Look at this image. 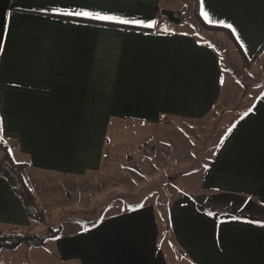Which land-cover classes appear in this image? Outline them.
Instances as JSON below:
<instances>
[{"label": "crops", "instance_id": "0c3cea01", "mask_svg": "<svg viewBox=\"0 0 264 264\" xmlns=\"http://www.w3.org/2000/svg\"><path fill=\"white\" fill-rule=\"evenodd\" d=\"M263 43L264 0H0V136L29 164L26 180L45 213L88 207L61 194L117 175L120 158L189 155L186 137L156 144L155 134L191 124L207 143L195 154L207 155L204 187L230 198L217 207L150 203L82 227L74 217L78 230L62 228L50 248L34 247L45 257L31 249L20 264H264V88L242 105L247 91L231 72L246 71L245 57ZM254 67L263 71L264 53ZM217 108L232 119L222 125ZM36 222L0 176V228Z\"/></svg>", "mask_w": 264, "mask_h": 264}, {"label": "rangeland", "instance_id": "374dc122", "mask_svg": "<svg viewBox=\"0 0 264 264\" xmlns=\"http://www.w3.org/2000/svg\"><path fill=\"white\" fill-rule=\"evenodd\" d=\"M187 23L190 24V27L192 28V21H187ZM195 30L198 35L203 36L202 33H204V30L201 27L195 28ZM231 72L240 79L239 81H236V83L239 84H237V88H244V90L247 91L240 97L239 102L242 105L246 102L247 105L249 103H253L255 101V98H258L257 96L260 92V89L264 88V69L262 72L256 71L254 64H252L248 66L246 71L244 72H241L239 70H231ZM230 110L232 111L233 108H230ZM215 114V117H218L217 114H219L221 115L222 120H226L224 122H221V124L223 125L224 123H227L232 119L231 115L234 113H230L229 110L219 112L217 108ZM120 123L121 127L122 123L123 126L124 124H127V122ZM128 123V125H131V127H137V123ZM192 126H194V124H191L188 127L189 129H184L187 130V133L180 129L170 128L169 130L160 129V131L162 132V136H160L159 134H155V140L157 139L156 144H158V140L160 138H163V135L165 137H168V139H176L175 142L179 140L178 138H181L182 140L184 137H186L188 139V143L186 144L185 138L182 143L185 142V144H183L184 148L185 146L190 145V143L192 144V151L188 153L189 155H163V158H159V160L158 155H154L155 157H153V159H149L148 155H142L140 152L138 155H135L134 157H130L128 159L120 158V165L117 175L108 177L104 176L100 178H95L92 176L87 177V181H85V183L88 191L86 193L71 192L67 195L63 193L61 194L64 201L68 197L73 201L74 198H72V196L78 195L82 200V203L88 205V207L86 206L79 208L74 204V206L69 209L56 208L52 210L51 208L45 207L48 216H46V213L44 212L46 217V220L44 222H36L32 226H28L22 229L0 228V234H6L14 231H19L26 235L41 234L50 227L57 228L59 226H62L63 230L67 233L74 232L75 230L79 229V226L75 225V223L72 222V219L74 217H81V222L79 223L82 227L87 226L88 222L95 221L96 223H98L104 216L108 214L121 211L126 212L127 210H132L150 203H155L157 205H164L166 203H190L198 206V202L200 201L202 202V205H205L208 200H211L212 206L215 207H217L221 203L227 204L230 201L228 195H225L223 193H213L212 191L204 187V168L208 162L206 158L207 155L195 154L198 153V151L204 152L207 148V143H201V141L198 140L197 137L195 138V135L192 134L193 131L197 130V133L200 137L202 136L203 129H195ZM230 126V124L227 125L225 130L224 128L219 129L216 135L224 136ZM204 133V139L212 140L211 129L209 130L208 134L210 135H208V137H206L207 128L205 129ZM216 140L217 138L213 140L214 143L216 142ZM178 144L181 143L179 142L177 143V145ZM177 145L174 144L176 148ZM211 145L212 144L209 143L208 146ZM108 152H110V150ZM192 152L194 153V155H191ZM118 155L127 154L122 149L119 151ZM58 201L59 203L61 202L60 199ZM233 202L234 200L232 201V203ZM239 202L240 200H236L235 204H238ZM235 211L237 212V216H241L245 213H242L243 211ZM231 215L233 214L231 213ZM169 217L167 219L169 220V225L171 227V219ZM94 225L96 226V224ZM168 239H170V237L167 235L166 240ZM49 241L50 243L52 242L51 239ZM51 245L53 244L51 243L49 245V248ZM31 249H34L36 253L39 252V254L44 257L46 256V252H44L42 248H34L32 246L30 247L23 244L18 250L0 249V264H20L22 263L21 261H23V259H31V254H29ZM56 263L61 264L59 260H56Z\"/></svg>", "mask_w": 264, "mask_h": 264}, {"label": "trees", "instance_id": "16d2710c", "mask_svg": "<svg viewBox=\"0 0 264 264\" xmlns=\"http://www.w3.org/2000/svg\"><path fill=\"white\" fill-rule=\"evenodd\" d=\"M263 53L264 43L253 58L245 57L246 63L254 64ZM28 168L29 164L18 163L13 159L9 146L0 136V176L5 178L20 196L29 218L37 222H44L46 220L45 213L40 208L37 196L26 180ZM257 221L264 223V220L261 219ZM61 230L62 227L59 226L57 228L50 227L41 234L26 235L19 231L0 234V249L14 250L23 244L32 247H44L50 239L57 238Z\"/></svg>", "mask_w": 264, "mask_h": 264}, {"label": "snow or ice", "instance_id": "6c2138e0", "mask_svg": "<svg viewBox=\"0 0 264 264\" xmlns=\"http://www.w3.org/2000/svg\"><path fill=\"white\" fill-rule=\"evenodd\" d=\"M202 12H203V9H202ZM75 15H78V16H92V13H89V12H76L74 13ZM205 15H207V13H204ZM95 19H99V20H114L116 18L114 17H110V16H102V15H99L97 14L95 17ZM121 23H139L138 21H128V20H122V21H119ZM228 27H231V25H227ZM0 132H2V126H0Z\"/></svg>", "mask_w": 264, "mask_h": 264}, {"label": "water", "instance_id": "95a60500", "mask_svg": "<svg viewBox=\"0 0 264 264\" xmlns=\"http://www.w3.org/2000/svg\"><path fill=\"white\" fill-rule=\"evenodd\" d=\"M171 18L175 21H179L180 20V14L178 12H174L171 14Z\"/></svg>", "mask_w": 264, "mask_h": 264}]
</instances>
